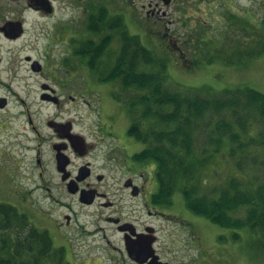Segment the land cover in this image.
I'll return each instance as SVG.
<instances>
[{
  "label": "rangeland",
  "instance_id": "1",
  "mask_svg": "<svg viewBox=\"0 0 264 264\" xmlns=\"http://www.w3.org/2000/svg\"><path fill=\"white\" fill-rule=\"evenodd\" d=\"M100 2L108 16L113 17L111 20L115 19L114 24L118 20L117 10L121 11L124 15H118L120 21L130 26L147 47L167 62L171 87L180 84L204 92L251 87L264 93V0H172L171 5L162 0H119L121 10L117 0H90V6L94 7L92 15H101ZM23 43L26 48H22L19 67L10 69V61L6 60L0 70V97L9 101L7 108L0 109V202L15 205L41 229H47L49 225L40 220V213H44V218L53 224L56 246L64 250L68 264H134L127 252L120 251L122 235L114 225L98 222L105 227V232L94 233L96 225L89 221L99 212V205L81 208L76 198L64 192L50 152H46L45 159L47 171L53 175L50 177L51 191L37 189L36 181L30 179L32 173L38 174V170L34 151L22 155V130L27 124L22 119V111L29 108L40 124L54 113L55 108L40 98L42 78L34 75L30 62L24 58L25 55L42 58L45 42L28 34ZM177 45H182L187 60L182 59ZM250 51L254 54L242 62H227L233 56ZM108 53L112 54L109 50ZM22 75L30 77L22 81ZM112 89L113 84L108 83L102 87V95L92 87L90 95H87V89L83 91L86 95L75 92L76 101L72 103L66 98L65 109L72 107L76 120L97 121L94 110L106 105L111 112H116L120 124L128 127L130 118L126 107L113 98ZM22 97L26 103H22ZM250 124L253 136L258 129L264 132V118L260 115H252ZM201 134L197 139L199 144L207 141L206 134ZM131 138L136 144L134 152L142 150L143 144ZM242 154L245 156L230 157L227 153L211 156L202 170L205 187L213 189L227 185L231 177H238L247 185L257 179L264 181V150L250 147ZM95 161L97 165L102 162ZM116 181L110 180L114 188L120 184ZM157 189L155 180V191ZM170 200L168 212L173 216H156L149 221L158 230V247L162 255L173 264H264V237L261 234L246 228H226L191 212L180 191ZM66 211L75 212L82 222L88 223L86 229L59 232L56 223L61 222ZM237 214L245 217L247 210L241 209ZM234 232L240 233L239 239L233 237Z\"/></svg>",
  "mask_w": 264,
  "mask_h": 264
},
{
  "label": "flooded vegetation",
  "instance_id": "2",
  "mask_svg": "<svg viewBox=\"0 0 264 264\" xmlns=\"http://www.w3.org/2000/svg\"><path fill=\"white\" fill-rule=\"evenodd\" d=\"M118 1L117 7L121 10ZM100 7L98 17L91 14L94 7L90 6V0H0V70L6 60L10 61V69L19 67L22 48H26L23 41L28 34L43 40L42 58L31 55L24 58L30 62L34 75L42 78L40 98L55 108L40 124L29 108L22 111V119L27 123L22 130V155L34 151L38 174L32 173L30 179L36 181L37 189L51 191L53 175L48 173L45 159L46 152L51 153L55 174L64 192L76 198L81 208L99 205V212L89 221L96 225L94 233L105 232V227L98 222L114 225L122 235L121 252L129 253L128 243L144 237L160 264H173L162 255L158 230L149 221L156 216H173L168 212L171 207L153 201L157 192L154 164L134 159L136 144L128 134L130 125L120 124L116 112H111L106 105L94 110L97 121L76 120L72 107L65 109L66 98L72 103L76 101L75 92L86 95L83 91L87 89L90 95L92 87L102 95L101 89L107 85L101 82L105 66L96 70L91 64H105L108 38L112 40L110 53L117 54L122 45L124 27L106 26V12ZM117 13L118 19V15H124L118 10ZM125 28L129 33L126 38L138 35L130 26ZM177 47L182 59L187 60L182 45ZM17 76L19 78L20 74ZM29 77L22 75V81ZM78 80L81 83H75ZM0 101L5 103L0 109L8 107L6 97H0ZM22 103H26L23 97ZM95 160L102 162L97 165ZM112 179L120 183L118 187L114 188ZM90 199L93 201L88 203L86 200ZM40 214V220L49 224L47 230L56 244L53 224L44 218V213ZM56 225L59 232L65 229L75 232L86 229L88 223L82 222L75 212L66 211ZM129 258L134 264H150L154 259L152 256L140 262L130 255Z\"/></svg>",
  "mask_w": 264,
  "mask_h": 264
},
{
  "label": "trees",
  "instance_id": "3",
  "mask_svg": "<svg viewBox=\"0 0 264 264\" xmlns=\"http://www.w3.org/2000/svg\"><path fill=\"white\" fill-rule=\"evenodd\" d=\"M104 16L106 26L124 27L122 45L117 54H109L112 40L108 38L105 64L91 67L105 66L101 82L113 84V98L126 107L131 123L128 134L143 144L134 159L154 164L158 190L153 201L170 204L180 191L191 212L223 227L246 228L264 237V181L247 185L231 177L227 185L208 189L202 179L211 156H245L242 153L250 147L264 150V132L258 129L253 136L250 131L252 115L264 118V93L251 87L221 92L180 84L171 87L167 62L139 35L126 38L129 33L121 18L114 24L108 11ZM253 54L243 52L227 62H242ZM201 133L207 141L199 144ZM241 209L247 210L245 217L236 215ZM233 237L239 239L240 233L234 232ZM68 263L47 229L36 227L15 205L0 202V264Z\"/></svg>",
  "mask_w": 264,
  "mask_h": 264
},
{
  "label": "water",
  "instance_id": "4",
  "mask_svg": "<svg viewBox=\"0 0 264 264\" xmlns=\"http://www.w3.org/2000/svg\"><path fill=\"white\" fill-rule=\"evenodd\" d=\"M166 4H170L172 0H163ZM0 105L3 107L5 106V103L0 101ZM72 191H76L73 188ZM88 203H91L93 199L86 200ZM122 229V228H120ZM146 239L144 237H140L139 239L130 241L128 243V247L130 249V256L134 259H138L140 262L145 261L149 257H154L153 261L150 262V264H160L158 262V256L153 255L154 252H150V247L146 244Z\"/></svg>",
  "mask_w": 264,
  "mask_h": 264
}]
</instances>
